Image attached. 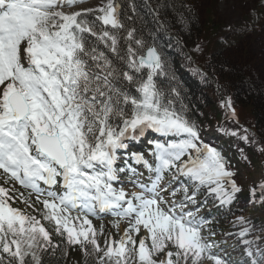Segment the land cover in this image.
<instances>
[{
	"label": "rangeland",
	"instance_id": "1",
	"mask_svg": "<svg viewBox=\"0 0 264 264\" xmlns=\"http://www.w3.org/2000/svg\"><path fill=\"white\" fill-rule=\"evenodd\" d=\"M112 1L113 0H94L91 1V4L88 3L86 5H76L83 2V0H79L71 5L74 8H71L70 6H64L60 9H45L43 7L36 9V7L38 8V5L34 6V3L31 0L30 2L22 3V6L44 11L55 16L60 14L63 16L61 18L67 21L68 19L75 17L77 14L73 12H81L84 10H86L84 12L100 10L101 8H106L109 6ZM8 3L21 4V1L7 0L6 4ZM190 4L194 6L190 10V15L196 17L200 24V26L195 29L197 31L196 34L194 32L191 34L193 45L196 43L198 45L206 44V27L216 29L218 26H222L230 32L237 31L238 33H241V28H237V26H242L246 31L245 37L235 41L234 43L232 40L238 39L241 36L240 34L235 33L229 38L224 39L225 41L227 40L230 42L229 48H220L221 51H216V53L213 47L209 48L204 58L208 60L212 59L213 61H217L221 64L222 61L225 60V62H227V67L225 68L226 71L233 69L237 70L239 73V71L244 68L246 71L249 70L251 72V76L253 78H256L259 75L261 81L262 79L264 80V0H258L255 4V7L257 8L252 7L251 9H249V7H251V0H191ZM4 6L0 7V9H2ZM242 9H245V11L240 12ZM60 10L62 11L60 12ZM258 10H260L262 13V21L259 20L256 24V28H253V31H251L249 26L254 27V24L250 22L252 20L251 15L254 11ZM0 23H2L1 13ZM6 66L7 64L3 63L0 70L3 71L6 69ZM248 74L249 72H246V75ZM228 75L229 72L223 74V79L227 81ZM256 124L258 125V123ZM252 137L256 141L264 143L263 137L259 136L255 131L252 132ZM154 139L162 141L163 137L161 136V132H158V134L154 136ZM27 167L28 169H31L30 166ZM146 174L147 176L137 173L134 179H131L130 182L123 183L121 185L128 189V191L135 189L139 190L144 196L141 199H137L136 202L146 203L145 211H138L132 220L134 223V228L131 230L133 237H136L138 228H142L148 231L149 236H152L154 241H157L159 236L167 228L165 220L169 213L167 209L171 206H179L181 204V196H166L163 193L164 187H159L161 180H156L155 176L151 174V172H147ZM239 175L242 181L246 182L249 179H258L260 177V172L258 169L255 171L252 169L249 171L239 170ZM173 177L169 178V176L166 175L165 179L170 181ZM5 185L6 196L12 200H15L18 184L15 183L11 187H9L7 184ZM1 196L3 197L4 194ZM186 210V207L180 210V212L183 213L182 215L187 213ZM186 220H188V218ZM131 233L126 228L122 227V243H120L118 225L112 226V224L105 223L97 225L93 223L86 226L80 225L78 227H74L73 229L69 230L67 235L69 238L74 236V240L78 241L79 244L86 242L91 245L94 242H99L100 248L107 249L108 254L113 253L114 255H117V257L122 256L124 258L126 254H128V256L135 257L137 256L136 253L140 251L139 244L133 242ZM121 244H126L125 249L120 246ZM118 249L121 250L122 253H120ZM165 257L167 258L168 254L165 255ZM66 264H76V260L69 259Z\"/></svg>",
	"mask_w": 264,
	"mask_h": 264
},
{
	"label": "trees",
	"instance_id": "2",
	"mask_svg": "<svg viewBox=\"0 0 264 264\" xmlns=\"http://www.w3.org/2000/svg\"><path fill=\"white\" fill-rule=\"evenodd\" d=\"M152 4L157 8V11L164 16L165 19L169 20V27L171 31H178V35L180 37H186L187 41L191 40V34L194 32L196 34V28L200 26L199 20L194 17L193 15H190V11L186 9L185 7V0H151ZM190 0H188L189 3ZM253 2V6L255 7V4L258 0H251ZM131 1L127 2L122 9V22H125V19H128L129 16L130 19L132 16V9H131ZM252 7H249L251 9ZM235 9V8H234ZM236 10V9H235ZM245 9H242L240 12H244ZM183 17V18H179ZM83 19V18H81ZM81 19H78L81 20ZM85 20V19H84ZM147 21V19H146ZM143 20V18L132 20L131 23H133L136 28L137 32L140 37H145L147 40L150 39L151 35L149 33V30H153V28H148V26L152 25L151 21ZM81 24V23H80ZM56 25V19L54 18H39L36 20L35 26H34V35L36 36H45L50 37L53 34V30ZM264 33V31H263ZM80 37L83 38V42H85L88 46V53L90 56V59L86 60V66L90 68V65L95 69L99 70L101 72H105L107 74H110L114 71L115 67V58L116 55L112 51V46L109 43V40H107L106 37L99 35L93 30H82L80 32ZM38 46L44 48L45 54L50 55L51 53V41L48 40H42L40 39L38 41ZM126 48H123V52H125ZM227 62L222 61L221 63H218L217 61H214L212 64L211 72L215 74L216 77L221 78L220 85H224L225 87H229L230 89H235L237 93H239V96L243 102L244 105H246V109L250 107H253V109L250 110L249 118L251 120H256L257 123H248L252 125L260 134L261 137L264 139V80L255 83L254 81H251L250 79H247L243 72L233 69H229V71H226L225 68ZM225 65V66H224ZM229 72L228 80L226 81L223 79V74ZM166 95L169 99L173 101V103L178 107L182 105L183 95L179 88V85L177 84L176 80L174 78H171L169 80V83L166 86ZM210 122V121H209ZM180 124V123H179ZM204 128V123H198ZM131 123H122L119 127H130ZM181 125V124H180ZM122 129H119L121 131ZM218 132L220 134V138L217 140V144L220 145V149H232L234 151L235 148V141L236 139L241 135L240 130L237 126H235L233 123H224L222 126L218 127ZM220 149L216 150L217 157H220ZM234 158H240V155L233 154ZM244 157V156H243ZM261 192L256 195L258 197L261 196ZM244 212L245 217L248 221L255 218V216L250 213L253 211L251 206V201H244ZM263 220L264 224V215L261 218ZM47 257L42 258L40 255V262L42 264H63L62 258L63 253L58 254L56 251L53 250L51 246H47L42 248ZM156 258V257H154ZM35 259V256H31L28 258V261L33 263ZM148 264H156L155 262H150Z\"/></svg>",
	"mask_w": 264,
	"mask_h": 264
},
{
	"label": "bare ground",
	"instance_id": "3",
	"mask_svg": "<svg viewBox=\"0 0 264 264\" xmlns=\"http://www.w3.org/2000/svg\"><path fill=\"white\" fill-rule=\"evenodd\" d=\"M26 1H31V0H26ZM32 1H34V4L38 5V6L43 4L44 2H48L49 3L48 6L63 8L64 6H71V5H73L74 2L79 1V0H32ZM251 7H254L252 1H251ZM82 9H86V8H82ZM63 13H65V12H63ZM136 141L141 142L139 140H136Z\"/></svg>",
	"mask_w": 264,
	"mask_h": 264
},
{
	"label": "water",
	"instance_id": "4",
	"mask_svg": "<svg viewBox=\"0 0 264 264\" xmlns=\"http://www.w3.org/2000/svg\"><path fill=\"white\" fill-rule=\"evenodd\" d=\"M47 140H45V141H43V142H46ZM49 145H50V147L49 148H47L46 150H50V149H53V151H55V152H59L60 151V148H59V146H58V143L56 142V141H54V140H50L49 141ZM45 150V151H46Z\"/></svg>",
	"mask_w": 264,
	"mask_h": 264
},
{
	"label": "snow or ice",
	"instance_id": "5",
	"mask_svg": "<svg viewBox=\"0 0 264 264\" xmlns=\"http://www.w3.org/2000/svg\"><path fill=\"white\" fill-rule=\"evenodd\" d=\"M248 255H249V257H251L252 253L249 252ZM251 264H255V260H252V261H251Z\"/></svg>",
	"mask_w": 264,
	"mask_h": 264
}]
</instances>
